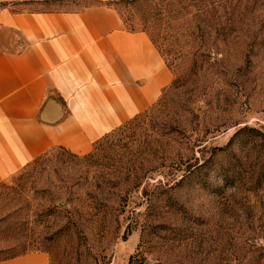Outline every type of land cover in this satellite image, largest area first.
<instances>
[{
  "label": "rangeland",
  "instance_id": "374dc122",
  "mask_svg": "<svg viewBox=\"0 0 264 264\" xmlns=\"http://www.w3.org/2000/svg\"><path fill=\"white\" fill-rule=\"evenodd\" d=\"M108 1L173 80L89 152L54 148L0 183V259L264 264V0Z\"/></svg>",
  "mask_w": 264,
  "mask_h": 264
},
{
  "label": "crops",
  "instance_id": "0c3cea01",
  "mask_svg": "<svg viewBox=\"0 0 264 264\" xmlns=\"http://www.w3.org/2000/svg\"><path fill=\"white\" fill-rule=\"evenodd\" d=\"M15 1L0 0V183L54 148L89 152L173 80L150 35L114 5L16 10ZM0 264L49 256L33 250Z\"/></svg>",
  "mask_w": 264,
  "mask_h": 264
},
{
  "label": "trees",
  "instance_id": "16d2710c",
  "mask_svg": "<svg viewBox=\"0 0 264 264\" xmlns=\"http://www.w3.org/2000/svg\"><path fill=\"white\" fill-rule=\"evenodd\" d=\"M43 2H48V1H53V0H42ZM101 1H106L107 3H109V4H112L113 5V3H111L110 1H108V0H90V3H94V2H101ZM87 4H89V3H87ZM87 4H85V5H87ZM133 29V28H132ZM119 128V127H118ZM117 129V128H116ZM115 130V129H114ZM96 143V142H95ZM94 143V144H95ZM21 254H23V253H21ZM17 255H19V254H17ZM16 256V255H15ZM12 257H14V256H12ZM8 258H10V257H8ZM3 259H6V258H3Z\"/></svg>",
  "mask_w": 264,
  "mask_h": 264
}]
</instances>
